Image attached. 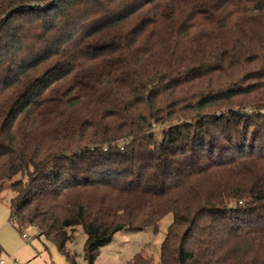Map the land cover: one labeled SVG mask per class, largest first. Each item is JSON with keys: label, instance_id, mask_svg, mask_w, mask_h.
<instances>
[{"label": "trees", "instance_id": "1", "mask_svg": "<svg viewBox=\"0 0 264 264\" xmlns=\"http://www.w3.org/2000/svg\"><path fill=\"white\" fill-rule=\"evenodd\" d=\"M6 187L70 264L168 214L161 264H264V0H0Z\"/></svg>", "mask_w": 264, "mask_h": 264}, {"label": "rangeland", "instance_id": "2", "mask_svg": "<svg viewBox=\"0 0 264 264\" xmlns=\"http://www.w3.org/2000/svg\"><path fill=\"white\" fill-rule=\"evenodd\" d=\"M15 195L11 187L0 192V245L7 264H70L53 243L39 236L36 227L20 229L10 220L11 201ZM173 221L174 215L168 214L156 228L117 233L113 241L102 248L96 264H161V246ZM85 241L86 235L79 228L75 240L68 244V250L77 254L82 264H86L83 259Z\"/></svg>", "mask_w": 264, "mask_h": 264}, {"label": "built area", "instance_id": "3", "mask_svg": "<svg viewBox=\"0 0 264 264\" xmlns=\"http://www.w3.org/2000/svg\"><path fill=\"white\" fill-rule=\"evenodd\" d=\"M26 238V235H23ZM15 263H18L16 260H14ZM0 264H7V261L3 258V248L0 245Z\"/></svg>", "mask_w": 264, "mask_h": 264}]
</instances>
